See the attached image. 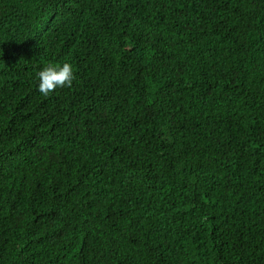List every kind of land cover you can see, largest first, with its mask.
<instances>
[{"label":"trees","instance_id":"16d2710c","mask_svg":"<svg viewBox=\"0 0 264 264\" xmlns=\"http://www.w3.org/2000/svg\"><path fill=\"white\" fill-rule=\"evenodd\" d=\"M0 264H264V0H0Z\"/></svg>","mask_w":264,"mask_h":264},{"label":"clouds","instance_id":"9594fccd","mask_svg":"<svg viewBox=\"0 0 264 264\" xmlns=\"http://www.w3.org/2000/svg\"><path fill=\"white\" fill-rule=\"evenodd\" d=\"M39 79L38 90L45 96L57 88L71 87L75 79L73 67L70 63L48 64L37 73Z\"/></svg>","mask_w":264,"mask_h":264}]
</instances>
